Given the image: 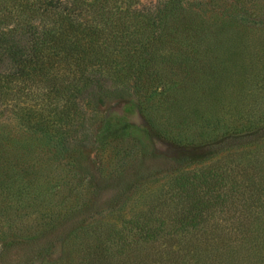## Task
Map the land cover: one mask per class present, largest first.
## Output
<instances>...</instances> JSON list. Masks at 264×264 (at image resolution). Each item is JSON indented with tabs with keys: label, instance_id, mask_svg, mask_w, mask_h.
I'll use <instances>...</instances> for the list:
<instances>
[{
	"label": "rangeland",
	"instance_id": "obj_1",
	"mask_svg": "<svg viewBox=\"0 0 264 264\" xmlns=\"http://www.w3.org/2000/svg\"><path fill=\"white\" fill-rule=\"evenodd\" d=\"M108 1L98 14L117 19L164 0ZM213 2L118 53L112 96L74 123L65 157L0 116L23 162L0 194V264H93L105 238L119 247L110 264H264V26L221 27ZM128 101L131 126L100 142Z\"/></svg>",
	"mask_w": 264,
	"mask_h": 264
},
{
	"label": "trees",
	"instance_id": "obj_2",
	"mask_svg": "<svg viewBox=\"0 0 264 264\" xmlns=\"http://www.w3.org/2000/svg\"><path fill=\"white\" fill-rule=\"evenodd\" d=\"M201 1L164 0L154 4L152 12L118 14L115 19L114 13L98 14L108 0H0V116H14L22 136L33 137L52 156L65 157L75 144L69 136L74 123L85 122L86 111L102 106L114 92L106 86L110 73L105 68L110 65L118 74L120 51L132 44L131 51L138 35H170L168 24L182 26L191 18L202 20L193 6ZM212 6L213 22L221 27L264 26V0H230L224 8L214 0ZM155 26L156 30H149ZM142 60L148 61L146 57ZM122 108L121 115L111 113L101 120L100 142L131 126L126 115L137 106L128 101ZM3 128L0 194L4 195L7 184L22 180L23 162L19 155L9 159L16 143L10 142ZM152 237L144 235L146 241ZM111 240L105 238L106 253L99 252L94 257L99 261L93 264H110L107 258L112 262L119 247L110 244L114 243Z\"/></svg>",
	"mask_w": 264,
	"mask_h": 264
}]
</instances>
